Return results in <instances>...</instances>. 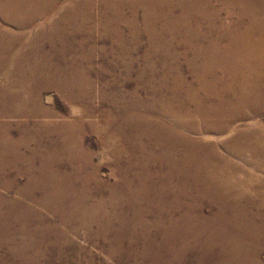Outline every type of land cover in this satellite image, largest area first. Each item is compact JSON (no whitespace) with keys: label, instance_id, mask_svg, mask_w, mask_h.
Wrapping results in <instances>:
<instances>
[{"label":"rangeland","instance_id":"374dc122","mask_svg":"<svg viewBox=\"0 0 264 264\" xmlns=\"http://www.w3.org/2000/svg\"><path fill=\"white\" fill-rule=\"evenodd\" d=\"M3 5L0 264H234L237 226L222 225L223 237L214 236L216 220L233 209L194 176L173 174L167 131L156 126L167 123L164 99L205 97L196 70L231 44L241 7L25 0L17 16ZM250 36L256 44L259 31ZM245 112L264 128V99ZM247 209L263 232L258 257L242 264H264V216L251 202ZM248 244L255 252L258 243Z\"/></svg>","mask_w":264,"mask_h":264},{"label":"bare ground","instance_id":"6f19581e","mask_svg":"<svg viewBox=\"0 0 264 264\" xmlns=\"http://www.w3.org/2000/svg\"><path fill=\"white\" fill-rule=\"evenodd\" d=\"M2 1L5 13L17 16L21 4L25 3V0ZM8 1L14 5L13 9L8 6ZM234 2L241 7L242 13L235 31H230L231 44L228 43L224 51L219 50V47L215 55L212 53L209 56L206 53L209 57L206 56L205 68L196 70L205 97L200 98L197 93L190 92L187 102L178 98L164 99L161 115L167 119V123L157 124L156 127L159 131H167L172 146L168 152L176 165L173 174L180 177L194 176L196 182L205 186V192H215L213 194L216 199L223 204L226 201V206L233 209L232 217L228 218L227 212H224L216 220L214 236L223 235L225 229L222 225L237 226L240 238L235 240L237 247L234 254L237 260L234 264H242L243 259L258 257V236L263 232L262 227L253 224L247 205L251 202L259 210V217L264 216V128L258 123L247 121L245 108L264 99V79L258 72L264 70V7L254 0ZM41 12V9L27 11L37 15ZM32 19L28 18V22ZM246 19H249V24L242 33L241 28ZM253 28L260 34L256 44L250 42V31ZM235 42L242 44L237 51H233L232 47ZM215 46L216 43H211L208 48L210 50ZM21 62L17 60L15 68ZM217 67L220 72L224 71L223 79L216 75ZM243 67H250L249 71ZM232 92L237 93L238 97L228 99L227 94ZM206 101L210 102L208 106ZM189 103H194L195 109L188 107ZM179 229L178 233H182L181 227ZM249 241L258 243L255 252L249 250L252 246L248 244Z\"/></svg>","mask_w":264,"mask_h":264}]
</instances>
